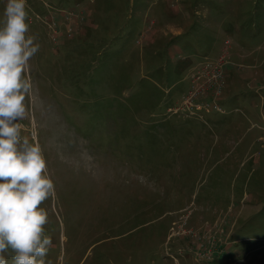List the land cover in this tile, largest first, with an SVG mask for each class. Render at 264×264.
<instances>
[{"label": "rangeland", "instance_id": "1", "mask_svg": "<svg viewBox=\"0 0 264 264\" xmlns=\"http://www.w3.org/2000/svg\"><path fill=\"white\" fill-rule=\"evenodd\" d=\"M25 11L20 135L55 189L45 264H264V0Z\"/></svg>", "mask_w": 264, "mask_h": 264}, {"label": "clouds", "instance_id": "2", "mask_svg": "<svg viewBox=\"0 0 264 264\" xmlns=\"http://www.w3.org/2000/svg\"><path fill=\"white\" fill-rule=\"evenodd\" d=\"M25 5L26 0H7L0 27V264H7L3 254L9 250L13 264H45L52 244L40 205L55 194L54 184L44 174L40 145L20 135L32 89L24 70L39 50L35 37L26 35Z\"/></svg>", "mask_w": 264, "mask_h": 264}]
</instances>
